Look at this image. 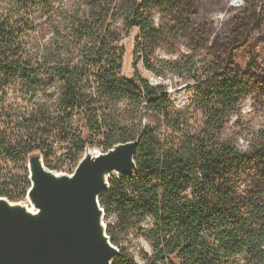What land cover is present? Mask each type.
Segmentation results:
<instances>
[{
    "label": "trees",
    "instance_id": "obj_1",
    "mask_svg": "<svg viewBox=\"0 0 264 264\" xmlns=\"http://www.w3.org/2000/svg\"><path fill=\"white\" fill-rule=\"evenodd\" d=\"M241 1L0 0V198L25 197L12 168L33 154L61 171L137 140L98 199L112 264H264V0ZM133 31L144 69L191 92L182 107L122 74Z\"/></svg>",
    "mask_w": 264,
    "mask_h": 264
},
{
    "label": "water",
    "instance_id": "obj_2",
    "mask_svg": "<svg viewBox=\"0 0 264 264\" xmlns=\"http://www.w3.org/2000/svg\"><path fill=\"white\" fill-rule=\"evenodd\" d=\"M137 144L97 157L87 152L71 176H54L39 154L31 155L27 197L37 215L0 198V264H112L120 252L106 235L98 199L110 176L132 175Z\"/></svg>",
    "mask_w": 264,
    "mask_h": 264
},
{
    "label": "rangeland",
    "instance_id": "obj_3",
    "mask_svg": "<svg viewBox=\"0 0 264 264\" xmlns=\"http://www.w3.org/2000/svg\"><path fill=\"white\" fill-rule=\"evenodd\" d=\"M241 3H242V1H241ZM212 19L214 21L218 22V21L224 19V15L221 12H218V13L213 15ZM136 36H137V32L133 31L128 38H124L121 42V46L123 48V53H124L122 74L125 77H128L129 75H131L133 73V70L135 68V70L141 75V77H143V79L147 80L149 83H152V84L157 85V86H165L167 89L168 96L170 97V99L174 103V105L177 107H182L186 103L187 99L190 97L191 92H186L185 91V84H183V82L180 81L179 79H176L172 76H166V77L160 78V79L152 78V75L144 69L143 64L141 62V59H140L141 56L138 53H136V55L134 54V40H135ZM183 51L185 52V49H183ZM159 57L161 59H164V60L165 59L166 60L172 59V56L165 55L162 52L159 53ZM242 116L245 120L249 121V123L252 127L259 125L263 121L261 117H255V114L252 113V110H251L248 102L245 103L243 106ZM93 150H94L93 148H89L86 150L85 153L89 152L90 155L92 156ZM85 153H84V155H85ZM101 154H104V153L101 152ZM34 155H38V154H34ZM28 161L29 160L27 159L26 162L20 163L18 166L13 167L12 169H14V170L12 171V175H26L27 174L28 175L27 179L29 181ZM54 163L55 162H53V164ZM5 164L6 163L2 160V158H0V167H3ZM75 168L76 167H69L68 169L61 170V171L60 170L52 171L48 168H46V169L49 171H52L55 174L71 176L73 174ZM115 176L117 177L118 175H115ZM4 200H6V199H4ZM6 201L8 203L19 204L21 206L26 207V209L28 206H30V202L27 198V194L20 201H17V202H11L9 200H6ZM115 221H116V219H115V216L113 214H110L109 216L103 217V222H104L105 226H107V224L113 225V223H115ZM141 245H142V248L147 249L145 244L141 243ZM134 253H135V251H133V254Z\"/></svg>",
    "mask_w": 264,
    "mask_h": 264
},
{
    "label": "bare ground",
    "instance_id": "obj_4",
    "mask_svg": "<svg viewBox=\"0 0 264 264\" xmlns=\"http://www.w3.org/2000/svg\"><path fill=\"white\" fill-rule=\"evenodd\" d=\"M28 171H29V167H28ZM54 176H59V174H55ZM106 179V176H104V180ZM28 198V197H27ZM29 200V198H28ZM30 202V200H29ZM8 205L11 207V208H21L23 209L26 213H28L29 215H33V216H36L37 215V210L34 208L33 204L30 202V206L27 207H24V206H21L19 204H13V203H8Z\"/></svg>",
    "mask_w": 264,
    "mask_h": 264
},
{
    "label": "built area",
    "instance_id": "obj_5",
    "mask_svg": "<svg viewBox=\"0 0 264 264\" xmlns=\"http://www.w3.org/2000/svg\"><path fill=\"white\" fill-rule=\"evenodd\" d=\"M241 4V0H232V5L233 6H239ZM152 78H155V79H160V78H157V77H155V76H153L152 75ZM150 84H152V83H150ZM152 85H154V84H152ZM155 86H157V85H155ZM99 155H101V151L99 150V149H94L93 150V157H97V156H99Z\"/></svg>",
    "mask_w": 264,
    "mask_h": 264
}]
</instances>
